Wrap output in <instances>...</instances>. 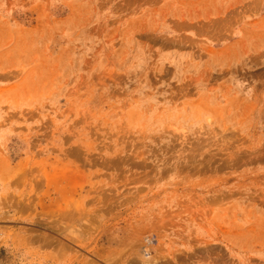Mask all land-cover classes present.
<instances>
[{
  "label": "rangeland",
  "instance_id": "rangeland-1",
  "mask_svg": "<svg viewBox=\"0 0 264 264\" xmlns=\"http://www.w3.org/2000/svg\"><path fill=\"white\" fill-rule=\"evenodd\" d=\"M0 264H264V0H0Z\"/></svg>",
  "mask_w": 264,
  "mask_h": 264
}]
</instances>
